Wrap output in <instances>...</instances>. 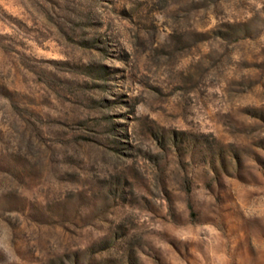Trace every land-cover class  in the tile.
I'll list each match as a JSON object with an SVG mask.
<instances>
[{"label":"rangeland","instance_id":"obj_1","mask_svg":"<svg viewBox=\"0 0 264 264\" xmlns=\"http://www.w3.org/2000/svg\"><path fill=\"white\" fill-rule=\"evenodd\" d=\"M0 264H264V0H0Z\"/></svg>","mask_w":264,"mask_h":264}]
</instances>
